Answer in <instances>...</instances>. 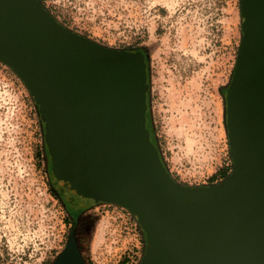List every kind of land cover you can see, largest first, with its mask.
Wrapping results in <instances>:
<instances>
[{"label": "water", "instance_id": "1", "mask_svg": "<svg viewBox=\"0 0 264 264\" xmlns=\"http://www.w3.org/2000/svg\"><path fill=\"white\" fill-rule=\"evenodd\" d=\"M242 38L225 92L232 171L183 186L148 122L140 50L104 47L56 22L37 0H0V62L38 107L53 184L79 204L128 210L141 264H264V0H239ZM52 264H86L72 229Z\"/></svg>", "mask_w": 264, "mask_h": 264}, {"label": "rangeland", "instance_id": "2", "mask_svg": "<svg viewBox=\"0 0 264 264\" xmlns=\"http://www.w3.org/2000/svg\"><path fill=\"white\" fill-rule=\"evenodd\" d=\"M91 1L92 22L60 23L104 47L142 48L148 122L169 174L183 186L221 182L232 171L222 93L242 38L239 0ZM34 104L0 62V263L52 264L73 229L86 264H141L145 238L128 210L107 203L67 209Z\"/></svg>", "mask_w": 264, "mask_h": 264}, {"label": "flooded vegetation", "instance_id": "3", "mask_svg": "<svg viewBox=\"0 0 264 264\" xmlns=\"http://www.w3.org/2000/svg\"><path fill=\"white\" fill-rule=\"evenodd\" d=\"M37 1L45 9V11L60 25H62L60 22H92V19L90 17H93L96 14L94 5H92L91 0H37ZM134 50H140L141 53L144 54L145 58H147L142 48H137ZM56 189L58 194L63 199L64 204L67 207V209L70 211V213H72V211L74 212V209H79V210L82 209L83 204H79L75 198L67 196L58 187H56Z\"/></svg>", "mask_w": 264, "mask_h": 264}, {"label": "trees", "instance_id": "4", "mask_svg": "<svg viewBox=\"0 0 264 264\" xmlns=\"http://www.w3.org/2000/svg\"><path fill=\"white\" fill-rule=\"evenodd\" d=\"M241 36H242V31H241ZM237 55H238V51H237ZM227 87H228V85L227 86H225L224 88H223V90H224V93H222V96H223V98H224V96H225V92H226V89H227ZM225 101V100H224ZM35 105V108H36V110H37V114H38V107H37V105L36 104H34ZM38 116H39V114H38ZM224 124H225V128H226V120H224ZM41 130H42V151H43V154L48 158L49 156H48V154H47V150H46V146H45V141H44V131H43V128L41 127ZM227 132V131H226ZM229 156H230V159H231V155H230V151H229ZM231 162H232V159H231ZM233 166V165H232ZM231 170H232V168H231ZM229 176V174H227V172L226 171H223L222 173H221V177H222V179L224 180L226 177H228ZM213 179V178H212ZM213 182V181H212Z\"/></svg>", "mask_w": 264, "mask_h": 264}]
</instances>
